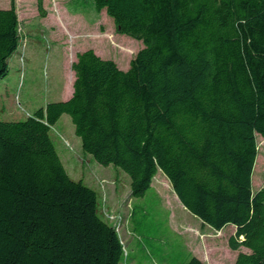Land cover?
Returning <instances> with one entry per match:
<instances>
[{
  "label": "trees",
  "instance_id": "obj_1",
  "mask_svg": "<svg viewBox=\"0 0 264 264\" xmlns=\"http://www.w3.org/2000/svg\"><path fill=\"white\" fill-rule=\"evenodd\" d=\"M44 17L43 1L36 0ZM143 48L126 71L75 55L72 96L0 121V264H122L119 231L97 193L67 174L50 138L67 114L84 154L143 198L160 172L203 225L235 228L234 264H264V0H91ZM15 0L0 9V79L19 43ZM129 53V50L121 49ZM155 197L159 198L154 192ZM186 264H205L189 254Z\"/></svg>",
  "mask_w": 264,
  "mask_h": 264
},
{
  "label": "rangeland",
  "instance_id": "obj_2",
  "mask_svg": "<svg viewBox=\"0 0 264 264\" xmlns=\"http://www.w3.org/2000/svg\"><path fill=\"white\" fill-rule=\"evenodd\" d=\"M42 1L44 17L36 0H15L19 43L8 60L7 76L0 79V121H21L49 103L65 100L77 53L91 49L126 71L143 48L141 41L118 34L112 19L104 10L96 13L91 0ZM9 7L10 0H0V9ZM50 138L69 177L97 193L102 215L117 227L129 254L124 253L122 264H186L190 253L206 264H234L238 253H248L228 248L235 232L232 225L216 232L185 209L160 172L143 198L131 197L129 178L121 170L102 166L82 152L67 114L51 127ZM256 142L253 192L264 188V138L257 135Z\"/></svg>",
  "mask_w": 264,
  "mask_h": 264
},
{
  "label": "crops",
  "instance_id": "obj_3",
  "mask_svg": "<svg viewBox=\"0 0 264 264\" xmlns=\"http://www.w3.org/2000/svg\"><path fill=\"white\" fill-rule=\"evenodd\" d=\"M72 92H73V88L71 89V91H70V95H68V97L65 99V100H63V101H66V100H68L71 96H72ZM129 201H131V198L129 199ZM192 254V253H191ZM192 255H194V254H192ZM195 256V255H194ZM199 259V258H198ZM201 260V259H200ZM202 262H204V260H201ZM205 263V262H204ZM206 264V263H205Z\"/></svg>",
  "mask_w": 264,
  "mask_h": 264
},
{
  "label": "built area",
  "instance_id": "obj_4",
  "mask_svg": "<svg viewBox=\"0 0 264 264\" xmlns=\"http://www.w3.org/2000/svg\"><path fill=\"white\" fill-rule=\"evenodd\" d=\"M102 213H104V209H103V212ZM106 215V214H105ZM108 216V215H107ZM115 229H116V231H118V229H117V227L115 226Z\"/></svg>",
  "mask_w": 264,
  "mask_h": 264
}]
</instances>
